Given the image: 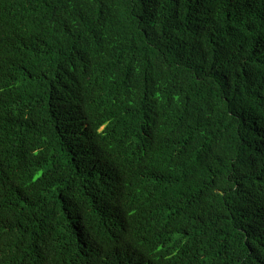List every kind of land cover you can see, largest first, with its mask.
<instances>
[{"label": "trees", "instance_id": "trees-1", "mask_svg": "<svg viewBox=\"0 0 264 264\" xmlns=\"http://www.w3.org/2000/svg\"><path fill=\"white\" fill-rule=\"evenodd\" d=\"M102 192L128 264H264V0H0V264H116Z\"/></svg>", "mask_w": 264, "mask_h": 264}, {"label": "clouds", "instance_id": "clouds-1", "mask_svg": "<svg viewBox=\"0 0 264 264\" xmlns=\"http://www.w3.org/2000/svg\"><path fill=\"white\" fill-rule=\"evenodd\" d=\"M162 199L161 195L155 191V198L160 208L162 217L166 224L171 222L172 217H180V210L174 204L175 198L172 194H167L165 192ZM75 202L79 205L77 208L86 212L87 214L95 213L98 219H93L92 223L96 221H102L105 226L104 244L114 253V255L119 254L116 259V264H128L127 254L133 257V263L138 260L139 242L137 237L132 235V238L128 240L130 236L129 227L124 222L123 213L120 210L119 200L112 194L107 192H102L100 194H79ZM170 210V212H169ZM170 218V221L167 219ZM176 229L175 227H173ZM178 231V230H177ZM183 232L189 234V229L184 226ZM179 233V232H178ZM172 241L174 238L171 235ZM182 239V237H177ZM1 244H4L3 239L0 237ZM184 244V243H183ZM2 250V249H1ZM0 250V253H1ZM8 250L11 252V257L14 260L16 254L14 253V248L9 245Z\"/></svg>", "mask_w": 264, "mask_h": 264}, {"label": "rangeland", "instance_id": "rangeland-1", "mask_svg": "<svg viewBox=\"0 0 264 264\" xmlns=\"http://www.w3.org/2000/svg\"><path fill=\"white\" fill-rule=\"evenodd\" d=\"M158 189H159V187H158ZM158 195H160V194L158 193ZM175 219H176V218H175ZM173 220H174V219H173ZM172 226H173V224H172V221H171V227H172ZM179 228H180V227H179ZM180 230H181V229H180ZM185 235H187V234H185ZM173 238H174L175 242L178 243V241L175 239V237H173ZM186 240H187V238H186V239H184V238H183V239H180V238H179V241H180L182 244H183L184 242L186 243V242H187Z\"/></svg>", "mask_w": 264, "mask_h": 264}]
</instances>
